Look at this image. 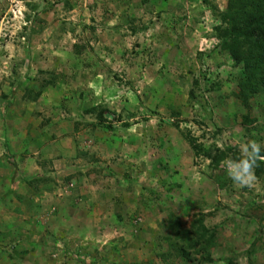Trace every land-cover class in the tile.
I'll return each mask as SVG.
<instances>
[{
    "label": "rangeland",
    "instance_id": "374dc122",
    "mask_svg": "<svg viewBox=\"0 0 264 264\" xmlns=\"http://www.w3.org/2000/svg\"><path fill=\"white\" fill-rule=\"evenodd\" d=\"M225 1L0 0V128L52 134L26 184L54 192L5 203L0 264H264V174L235 185L187 142L239 153L256 140L264 154V92L237 97L212 31ZM72 154L73 173L52 168ZM26 157L0 149L7 166ZM196 219L214 233L208 263L169 246L170 223ZM51 227L64 236L46 243Z\"/></svg>",
    "mask_w": 264,
    "mask_h": 264
},
{
    "label": "trees",
    "instance_id": "16d2710c",
    "mask_svg": "<svg viewBox=\"0 0 264 264\" xmlns=\"http://www.w3.org/2000/svg\"><path fill=\"white\" fill-rule=\"evenodd\" d=\"M210 7L215 20L212 31L218 45L227 52L232 65L238 68L237 97L245 103L249 97L264 92V0H226L222 11H217L214 6ZM90 111L95 112L97 126L112 130L110 121L105 117V109L92 108ZM187 142L193 155L208 160L212 168L218 167L226 158L239 156V153L228 148L204 149L194 139H187ZM259 173L264 174L262 161H258L255 169L256 176ZM170 231L174 235V243L169 246H173V250L180 257L186 261L194 260L188 252L192 248L200 257L205 255L200 258L202 262L210 261L208 251L214 233L204 228L201 219L193 220L189 230H181L175 221L171 222Z\"/></svg>",
    "mask_w": 264,
    "mask_h": 264
},
{
    "label": "crops",
    "instance_id": "0c3cea01",
    "mask_svg": "<svg viewBox=\"0 0 264 264\" xmlns=\"http://www.w3.org/2000/svg\"><path fill=\"white\" fill-rule=\"evenodd\" d=\"M213 4V2H211ZM40 102V101H38ZM23 117L27 115L26 112L22 113ZM51 133V132H50ZM56 134V132H52ZM38 133L36 132V135ZM26 132L19 133L18 137L16 139L10 137L8 135V132H6L3 128H0V149L3 153L9 154V155H19L20 157H23V154L26 155V158H23L22 162L17 163L16 161H12V164L10 166H7L5 164V161L0 159V235L4 236V232L9 229V227H6L5 224L8 220H10V217L8 214H6L5 203H11L13 202L11 207V210H14V212H19V206L18 200H27V202H36L37 197L42 198L44 196L48 195H54L53 191H47L45 189V186L38 185L36 188H29L28 184L26 182L29 180V178L34 177L37 178L39 175H42V169L41 166H38L36 163L33 162L34 159H31L32 155H37L36 152L39 154H46L45 148L47 144L42 143V139H53L51 136L52 134L49 133H43L39 135L38 140H34V133L29 131V135ZM43 135V136H42ZM56 137L57 134H56ZM41 138V139H40ZM45 140H43L45 142ZM63 142H66L67 144H72V137H63L61 138ZM51 144V143H50ZM52 145V144H51ZM75 153V152H74ZM76 157V154H72L71 156H68L69 164L68 166H52L53 169H59L63 171H69L70 173H73L70 171V165L73 163L72 159ZM4 159V157H3ZM20 160V159H19ZM53 162V161H52ZM60 162V161H57ZM61 163V162H60ZM85 171V170H83ZM60 172V171H59ZM53 188H55L52 185ZM56 189V188H55ZM16 192V194H15ZM39 194H42L40 196ZM66 194V193H64ZM18 195V196H17ZM23 195V196H20ZM15 198V200H14ZM59 198V194L55 193L54 198L52 197V200H57ZM7 206V205H6ZM14 208V209H13ZM60 213L57 214V218ZM12 217V216H11ZM60 218V217H59ZM26 221L22 222V224H25ZM24 226H22V229ZM50 231V232H49ZM49 233L44 232L42 234L43 238H46V243L49 241V239L52 241V238H54L55 235H59L61 232L60 230H53L52 227L48 230ZM39 233H42L39 232ZM75 233L78 235L83 234V229L79 227V229L76 228ZM52 235V236H51ZM60 236H64V234H60ZM55 243H59L58 240L55 241Z\"/></svg>",
    "mask_w": 264,
    "mask_h": 264
},
{
    "label": "clouds",
    "instance_id": "9594fccd",
    "mask_svg": "<svg viewBox=\"0 0 264 264\" xmlns=\"http://www.w3.org/2000/svg\"><path fill=\"white\" fill-rule=\"evenodd\" d=\"M237 158H226L222 163L229 179L240 187H253L257 177L258 161H264L262 145L256 140L241 143Z\"/></svg>",
    "mask_w": 264,
    "mask_h": 264
}]
</instances>
